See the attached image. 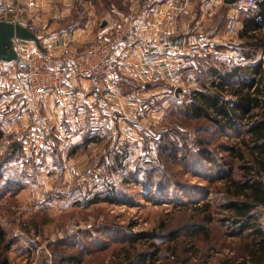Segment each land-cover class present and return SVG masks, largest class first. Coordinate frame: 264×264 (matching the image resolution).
I'll use <instances>...</instances> for the list:
<instances>
[{
	"label": "rangeland",
	"instance_id": "1",
	"mask_svg": "<svg viewBox=\"0 0 264 264\" xmlns=\"http://www.w3.org/2000/svg\"><path fill=\"white\" fill-rule=\"evenodd\" d=\"M130 6V0H74L68 25L93 20L98 27L104 18L120 19L114 9L128 12ZM251 13H239L240 21ZM218 15L216 25L207 32L209 38L219 28L229 35L226 11ZM237 30L235 38L214 37L223 43L213 46L210 54L205 52L208 49L192 47L176 48L175 55L164 49L167 56L172 54L166 59L178 55L187 64L194 60L196 64L183 67L175 80L159 81L158 91L142 98L145 101L134 113L133 134L129 129L116 128L115 133L97 129L99 134L90 133L99 137L97 141L77 151L69 147V164L55 154L57 144L46 147L40 162L25 161L28 184L33 186L22 200L25 207L17 199L0 203L1 217L12 220L5 226L11 247H18V255L8 256L9 264H41L44 257L50 264H225L228 259L241 260L253 234L249 230L239 234L227 220L225 183L229 168L235 177L242 175L243 161L225 151V146L244 144L239 133L223 131L212 121L194 119L187 112L190 92L211 81L210 66L227 70L234 64L264 59V40L258 48L251 43L264 38V29L254 39L241 36L242 24ZM201 51L205 53L197 58ZM203 150H208L212 161L202 155ZM18 172L11 169L14 180L20 179ZM111 188L116 201L105 199ZM95 196L102 200L91 203ZM203 202H209L210 208L205 209ZM254 213L256 226L264 232V206L256 207ZM21 235L26 242H19Z\"/></svg>",
	"mask_w": 264,
	"mask_h": 264
},
{
	"label": "crops",
	"instance_id": "2",
	"mask_svg": "<svg viewBox=\"0 0 264 264\" xmlns=\"http://www.w3.org/2000/svg\"><path fill=\"white\" fill-rule=\"evenodd\" d=\"M3 1L14 2L36 24L45 52L55 62L64 63L68 50L82 47L103 34L118 40L120 54L119 65L107 77L106 102L101 100L92 78L71 74L62 88L35 103L26 84L18 78L24 67L14 61L0 62V129L3 133L0 139V203L17 199L21 208L25 207L23 198L33 187L29 186V173L24 169L27 161L37 159L40 162L46 147L57 144L55 154L67 164L69 147L70 151H77L97 141L98 136L90 135L92 132L99 134L97 129L113 133L116 128L129 129L133 134L134 113L140 110L141 101H145L142 98L158 91L159 81L175 80L183 67L196 64L195 60L187 64V59L178 55L166 59L164 46L174 55L176 48L181 51L190 47L208 49L205 52L210 54L213 46L223 43L215 40L218 35L235 38L222 33L220 28L218 32L213 30L216 34L213 40L208 37L211 34L207 35L211 26L216 25L218 12L226 11V27L236 12L224 0H130L128 12L114 9L119 20L104 18L106 23L98 27L93 20L84 25H68L74 0H0ZM236 17L241 26L239 13ZM134 31L139 36L133 35ZM205 52H198L197 58ZM148 58L153 62H148ZM14 141L21 145L12 154ZM13 167L19 171L20 179L14 180L11 176ZM3 217L0 213L2 225L11 224L12 220L6 221ZM18 240L26 242L24 235ZM17 250L18 247L13 246L7 250V255L12 258Z\"/></svg>",
	"mask_w": 264,
	"mask_h": 264
},
{
	"label": "trees",
	"instance_id": "3",
	"mask_svg": "<svg viewBox=\"0 0 264 264\" xmlns=\"http://www.w3.org/2000/svg\"><path fill=\"white\" fill-rule=\"evenodd\" d=\"M252 12L243 20V37L254 39L256 33L264 28V0L244 12ZM264 38L251 41L255 47L263 44ZM264 59L248 64H234L227 70L210 66L211 81L203 84V88L193 89L189 96L187 112L194 119L205 118L215 123L221 130L237 132L244 146H225V151L237 156L242 175L235 177L233 168H229L225 192L228 194L225 207L230 210L227 220L239 231H251L253 239L241 260L228 259L225 264H264V232L256 226L254 209L264 206ZM200 64V63H199ZM22 67V66H21ZM205 85V86H204ZM229 94V95H228ZM227 95L229 97H227ZM3 133L0 129V139ZM16 153V150L12 154ZM11 153H9L10 155ZM202 155L213 160L208 150ZM116 192L105 196L109 201H116ZM102 199L95 196L91 203ZM205 209L210 208L209 202H203ZM211 215H207L210 221ZM13 244L8 232L0 223V264H9L7 250ZM70 257L69 260H73Z\"/></svg>",
	"mask_w": 264,
	"mask_h": 264
},
{
	"label": "built area",
	"instance_id": "4",
	"mask_svg": "<svg viewBox=\"0 0 264 264\" xmlns=\"http://www.w3.org/2000/svg\"><path fill=\"white\" fill-rule=\"evenodd\" d=\"M258 3L259 0H236L230 4L236 12L232 15L227 27L229 34L235 35L238 32L237 14L257 6ZM0 19L19 23L39 35L37 26L27 15L20 12L14 2H0ZM133 35L139 36L137 31H134ZM164 47V49L167 48V46ZM118 48V40L114 37L98 35L92 42L68 50L65 53L64 63H61L53 61L33 42L20 40L17 43V49L26 66L18 78L28 87L33 101L40 103L53 91L62 88L69 81L71 74L90 77L95 81L101 100L106 102L107 77L120 61ZM167 54H164L166 58L172 56ZM148 61L153 62L150 59Z\"/></svg>",
	"mask_w": 264,
	"mask_h": 264
},
{
	"label": "water",
	"instance_id": "5",
	"mask_svg": "<svg viewBox=\"0 0 264 264\" xmlns=\"http://www.w3.org/2000/svg\"><path fill=\"white\" fill-rule=\"evenodd\" d=\"M228 4H232L236 0H224ZM106 23L103 20L102 25ZM17 40L34 42L38 48L45 52L41 37L33 30L27 27L11 22L5 19H0V62L14 61L22 67L26 64L19 55L17 49ZM179 91V89H177ZM21 144L17 141L12 143L13 151H15ZM41 264H50L47 257H44Z\"/></svg>",
	"mask_w": 264,
	"mask_h": 264
}]
</instances>
